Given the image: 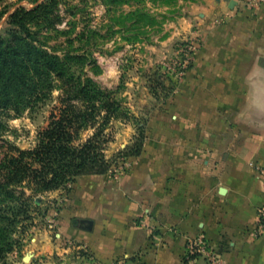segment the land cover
<instances>
[{"label": "crops", "instance_id": "crops-1", "mask_svg": "<svg viewBox=\"0 0 264 264\" xmlns=\"http://www.w3.org/2000/svg\"><path fill=\"white\" fill-rule=\"evenodd\" d=\"M230 4L201 19L194 66L154 103L128 171L73 183L60 234L98 264H183L199 234L224 264H264V175L253 165H264V4L254 18Z\"/></svg>", "mask_w": 264, "mask_h": 264}, {"label": "rangeland", "instance_id": "rangeland-1", "mask_svg": "<svg viewBox=\"0 0 264 264\" xmlns=\"http://www.w3.org/2000/svg\"><path fill=\"white\" fill-rule=\"evenodd\" d=\"M220 1L224 0H0V35L10 37L5 21L16 7L29 9L37 2L48 3L47 17L30 26L38 39L35 45L61 58L69 71L83 80L92 79L103 88L120 85L118 99L146 122L154 103L170 97L194 66L197 51L188 70L179 73L180 51L192 40L199 43L197 50L200 48V21ZM244 10V15H238L254 18L259 11ZM61 86L56 78L45 101L21 115L12 112L3 116L7 128L2 132L5 141L0 140V160L8 143L22 149L36 146L39 131L48 125L59 105ZM110 126L107 132L112 133V140L105 153L108 158L117 157L109 171L115 176L128 171L130 159L135 157L123 150L134 144L138 129L133 120L124 118ZM89 133L92 131L85 132L83 138ZM72 185L31 199L32 217L22 219L11 234L14 249L7 254L5 264H98L85 247H77L80 243L71 244L60 234L61 213ZM26 256H30L28 261Z\"/></svg>", "mask_w": 264, "mask_h": 264}, {"label": "trees", "instance_id": "trees-1", "mask_svg": "<svg viewBox=\"0 0 264 264\" xmlns=\"http://www.w3.org/2000/svg\"><path fill=\"white\" fill-rule=\"evenodd\" d=\"M49 4L16 7L7 17L6 31L0 35V140L7 123L3 116L21 115L48 98L55 79L61 81L59 105L48 125L38 133L35 147L22 149L8 143L0 160V260L14 248L11 234L22 219H30L31 199L44 192L73 184L81 175L108 173L117 157L105 150L112 140L107 132L119 118L133 120L138 132L126 146L128 156H139L145 147L148 120L136 115L118 99L116 88H103L92 79L83 80L69 71L61 58L41 49L30 26L49 14ZM159 83L163 78H157ZM165 85L162 84V86ZM165 88V86H164ZM166 89L170 90L172 88ZM92 131L84 139L83 134ZM30 190V194L27 193ZM122 264H131L125 259Z\"/></svg>", "mask_w": 264, "mask_h": 264}, {"label": "built area", "instance_id": "built-area-1", "mask_svg": "<svg viewBox=\"0 0 264 264\" xmlns=\"http://www.w3.org/2000/svg\"><path fill=\"white\" fill-rule=\"evenodd\" d=\"M242 2L244 8L252 13H256L264 4V0H242ZM198 46L199 43L192 40L181 49L180 54L183 60L179 64V73H185L188 70L189 63L195 58ZM253 165L258 172L264 175L263 164L254 163ZM258 229L261 234H264V205L258 209ZM186 249L183 264H199L200 260H203V264L225 263L223 254L212 245L204 234L188 238Z\"/></svg>", "mask_w": 264, "mask_h": 264}, {"label": "water", "instance_id": "water-1", "mask_svg": "<svg viewBox=\"0 0 264 264\" xmlns=\"http://www.w3.org/2000/svg\"><path fill=\"white\" fill-rule=\"evenodd\" d=\"M235 4H236V0H231V4H230V6H231V7H234ZM29 259H30V256H26V257H25V260H26V261H28Z\"/></svg>", "mask_w": 264, "mask_h": 264}]
</instances>
